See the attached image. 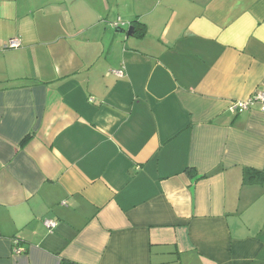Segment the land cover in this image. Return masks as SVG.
Instances as JSON below:
<instances>
[{
    "label": "crops",
    "instance_id": "obj_1",
    "mask_svg": "<svg viewBox=\"0 0 264 264\" xmlns=\"http://www.w3.org/2000/svg\"><path fill=\"white\" fill-rule=\"evenodd\" d=\"M261 91L264 0H0V264H264Z\"/></svg>",
    "mask_w": 264,
    "mask_h": 264
},
{
    "label": "built area",
    "instance_id": "obj_2",
    "mask_svg": "<svg viewBox=\"0 0 264 264\" xmlns=\"http://www.w3.org/2000/svg\"><path fill=\"white\" fill-rule=\"evenodd\" d=\"M20 45V42L18 40H11L9 42V46L10 47H18ZM118 76H121L123 75V71L122 70H117V71H114ZM255 101H260L263 105V108H264V92L261 91V92H258L255 96L251 97L250 99L248 100H244V101H236V102H233L230 106V111L234 114H237L241 111H244V110H247L251 105L254 104ZM46 225L49 227V228H53L56 223L54 221H51V220H47L46 221ZM14 243L16 245V252L20 253V252H23V249L21 247H19L18 243H19V239H15L14 240Z\"/></svg>",
    "mask_w": 264,
    "mask_h": 264
},
{
    "label": "trees",
    "instance_id": "obj_3",
    "mask_svg": "<svg viewBox=\"0 0 264 264\" xmlns=\"http://www.w3.org/2000/svg\"><path fill=\"white\" fill-rule=\"evenodd\" d=\"M137 30V33L142 35L145 32V27L137 26L135 28ZM263 171L251 169V168H245L244 169V176H243V183L244 184H252V183H261L263 181ZM60 264H79L77 262L62 259Z\"/></svg>",
    "mask_w": 264,
    "mask_h": 264
},
{
    "label": "water",
    "instance_id": "obj_4",
    "mask_svg": "<svg viewBox=\"0 0 264 264\" xmlns=\"http://www.w3.org/2000/svg\"><path fill=\"white\" fill-rule=\"evenodd\" d=\"M128 34L129 35H132L133 34V28L132 27L129 29Z\"/></svg>",
    "mask_w": 264,
    "mask_h": 264
}]
</instances>
